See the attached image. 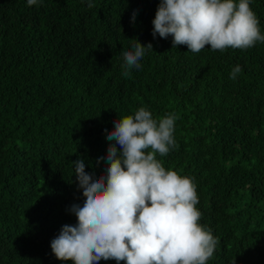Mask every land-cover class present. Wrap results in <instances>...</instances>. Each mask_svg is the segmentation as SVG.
I'll return each instance as SVG.
<instances>
[{"label":"trees","instance_id":"trees-1","mask_svg":"<svg viewBox=\"0 0 264 264\" xmlns=\"http://www.w3.org/2000/svg\"><path fill=\"white\" fill-rule=\"evenodd\" d=\"M159 3L0 0V264H73L50 246L85 200L72 162L104 174L107 133L141 107L176 117L175 147L157 159L196 186L199 223L218 240L207 264H264V42L173 48L152 35ZM249 4L264 35V0ZM136 39L152 50L125 77Z\"/></svg>","mask_w":264,"mask_h":264},{"label":"clouds","instance_id":"clouds-1","mask_svg":"<svg viewBox=\"0 0 264 264\" xmlns=\"http://www.w3.org/2000/svg\"><path fill=\"white\" fill-rule=\"evenodd\" d=\"M38 0H27L36 5ZM94 5L89 2L88 7ZM136 11L132 14L135 20ZM152 35L172 36L173 48L186 45L199 53L210 45L212 51L249 49L264 42L259 21L249 0H160L152 21ZM152 44L137 39L132 50L123 51L122 75L141 69L140 61ZM242 71L237 65L230 73L235 80ZM176 117L159 120L144 107L134 115L117 119L106 139V172L98 177L85 171L83 159L73 161L78 188L85 200L69 211L76 225H64L51 241L58 260L73 264H98L102 259L117 264H207L218 240L200 223L196 186L157 159L175 147ZM119 146V148L117 147ZM234 264V262H233Z\"/></svg>","mask_w":264,"mask_h":264}]
</instances>
